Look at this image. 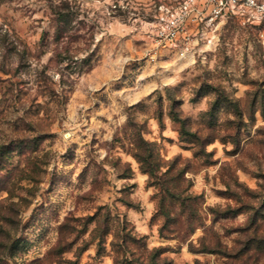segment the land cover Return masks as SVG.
Masks as SVG:
<instances>
[{
    "label": "rangeland",
    "instance_id": "obj_1",
    "mask_svg": "<svg viewBox=\"0 0 264 264\" xmlns=\"http://www.w3.org/2000/svg\"><path fill=\"white\" fill-rule=\"evenodd\" d=\"M114 4L0 0V264H264L260 30L184 61Z\"/></svg>",
    "mask_w": 264,
    "mask_h": 264
},
{
    "label": "built area",
    "instance_id": "obj_2",
    "mask_svg": "<svg viewBox=\"0 0 264 264\" xmlns=\"http://www.w3.org/2000/svg\"><path fill=\"white\" fill-rule=\"evenodd\" d=\"M114 8H154L146 37L153 50L189 60L210 46L217 26L235 20L254 27L264 38V0H114Z\"/></svg>",
    "mask_w": 264,
    "mask_h": 264
},
{
    "label": "trees",
    "instance_id": "obj_3",
    "mask_svg": "<svg viewBox=\"0 0 264 264\" xmlns=\"http://www.w3.org/2000/svg\"><path fill=\"white\" fill-rule=\"evenodd\" d=\"M67 20H66V17L65 16H60L59 17V20H58V27L56 28V40L58 41V40H60L62 37H63V35H64V31H65V29H64V27L62 26V23H64V22H66ZM138 158V161L140 162V163H143L142 161H144V160H142L143 158H139V156H137ZM144 165V164H143Z\"/></svg>",
    "mask_w": 264,
    "mask_h": 264
}]
</instances>
